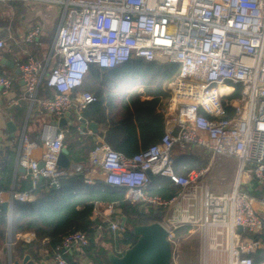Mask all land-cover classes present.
I'll return each instance as SVG.
<instances>
[{"label":"built area","instance_id":"obj_1","mask_svg":"<svg viewBox=\"0 0 264 264\" xmlns=\"http://www.w3.org/2000/svg\"><path fill=\"white\" fill-rule=\"evenodd\" d=\"M51 2L62 6L51 52V59H57L55 67L47 75L44 63L31 56L19 64V71L24 99L31 106L39 103L57 121L43 126L39 159L34 157L38 145L26 133L21 136L17 163L26 169L31 190L11 192L12 200L29 202L41 187L59 189L71 176L58 165L66 139L59 124L67 114L82 123L84 111L96 101L93 93L79 91L92 65L113 69L133 60L177 64L179 73L168 84L161 140L132 157L103 141L90 153L89 162L105 174V184L127 190L128 202L173 211L170 219L160 222L172 246L177 228L201 224L224 239L216 245L227 254L228 264H254L248 254L261 242L243 234L264 230V0ZM42 31L40 26L32 28L25 41L37 42ZM4 47L0 40V50ZM14 83V78L0 75V93L9 94ZM43 83L54 91L52 98L39 99ZM77 130L91 133L88 122ZM188 146L201 147L213 158L237 161L238 175L230 192L216 194L202 186L199 180L207 168L187 176L175 173L173 153ZM159 176L169 177L181 190L177 197L168 200L148 193L152 179ZM253 180L256 190L263 186L260 196L251 193ZM199 196L202 214L196 216L192 211ZM103 217L114 237L121 239L125 227L113 204ZM89 244L85 232L68 233L55 252V264H75L67 253Z\"/></svg>","mask_w":264,"mask_h":264},{"label":"trees","instance_id":"obj_2","mask_svg":"<svg viewBox=\"0 0 264 264\" xmlns=\"http://www.w3.org/2000/svg\"><path fill=\"white\" fill-rule=\"evenodd\" d=\"M178 73L177 64L147 63L142 60H133L113 69L92 65L79 91L93 93L96 101L84 111L83 116L90 122L105 125L106 131L101 135L104 142L122 155L132 157L159 142L165 134L163 109L170 99L167 86ZM42 86L50 97L46 83ZM75 144L83 145L84 152L96 146L90 137L79 138ZM173 157L174 170L181 175L207 165V160L196 153L194 155L193 151L177 148ZM77 160L79 169H72L74 174L64 179L59 189L41 187L36 192V200L14 201L11 220L0 205V245L7 244L9 237L14 242L17 235L32 233L36 239L30 247L39 249L43 247V242L48 241L44 247L55 253L64 236L79 230L85 232L91 242L88 256L92 260L102 257L108 261L110 250L102 247L100 242L109 229L103 218L93 219L97 206L105 209L113 204L123 211L126 217L125 232L119 243L124 247L137 242V237L132 233L134 226L161 220L158 210L141 212L138 204L128 202L126 189L107 185L100 180L86 182L84 172L90 167L82 165L85 159ZM148 193L172 199L177 195V189L169 177L162 176L152 180ZM145 219L150 221L144 222ZM181 230L189 232L191 227L185 226ZM250 238L260 241L263 248L255 249L248 256L254 264H264V230L261 234H252ZM106 241L111 245L114 243L110 238ZM66 258L70 260L68 254Z\"/></svg>","mask_w":264,"mask_h":264},{"label":"crops","instance_id":"obj_3","mask_svg":"<svg viewBox=\"0 0 264 264\" xmlns=\"http://www.w3.org/2000/svg\"><path fill=\"white\" fill-rule=\"evenodd\" d=\"M61 13L62 6L60 4L51 2V0H0V40H3L5 42V47L0 50V75L12 77L15 79L13 89L9 94L4 95L0 93V205L2 207L3 203H9L8 214L10 220L12 218L14 204V201L11 198V192H28L31 190V181L27 175V171L24 172L20 170V167H18L17 163L21 136L23 135V133H26L29 139L38 145V149H36L34 152V157L36 159H39L42 156L43 152V126L48 122L57 121L55 117L46 115L42 111L39 103L31 106V104L24 99L25 87L21 79L19 64L25 63L28 58L32 56L41 60L46 67V74H50L57 61V59H51V52L60 24ZM36 26H40L43 29L39 40L35 43L26 42V34ZM47 90L49 91L50 97L46 95L47 91L43 89V86L41 87L39 92L40 100L52 98L54 96V91L52 89L47 87ZM64 119V122H61L60 120L59 125L66 133L64 148L68 149L69 151L68 158L76 165L79 164L77 160L78 158L85 159L82 162V165L84 167H90L88 171L84 172L86 182L89 181L88 183H93L97 180L104 182L105 174L100 170L94 169L89 162L90 153L93 150L84 152L83 145L75 143L79 138L85 139L86 137H90L93 138L97 146L99 143L104 141L101 135L105 133L106 126L99 124L98 134H94L91 131V133L82 135L77 130L79 126H82V123L75 121L74 117L70 119L68 115ZM86 121L88 122V124L90 123V121ZM10 122H12L13 124L11 130L8 127V123ZM185 150L193 151L194 155L196 153L197 155L202 156L205 160H207L206 166L200 167L193 171H199L207 168L208 172L206 174H208L210 172L211 164L216 163V165L218 166V171H220L219 167H228L229 173H231V175L232 173H234V171H236L238 175V164L234 159L229 158L230 162L225 161V163L223 164L219 163L223 161L221 160V157L213 158L210 153H208L201 147L188 146ZM67 170L71 173V176L72 174H74L72 172V169L67 168ZM191 172H189V174ZM236 179L234 181V184L236 182ZM212 183L214 187L213 192L216 194L230 192L234 186L233 184L230 190L227 189L225 191H222L216 189L217 186L214 181H212ZM250 184H252V186L254 187V191H252L251 193L255 196H260L258 190H256L257 182L253 180ZM204 187H208L211 190V188L207 184ZM244 187L246 189L248 188V186ZM45 188L50 189L48 187ZM176 189L178 195L181 190L177 187ZM36 192L32 194L31 201L29 202L37 199ZM177 195L175 197H177ZM109 206L110 205H108L105 209H100L97 206L94 211L93 219H96L97 217H101L104 219L103 214L109 208ZM114 209L116 211V214L121 218V220H123V217H125L123 211L116 205H114ZM139 209H144V212H147V210L155 208L143 207L139 205ZM158 212L162 219L164 217V211L158 210ZM192 212L196 216H200L202 214V200L200 199V196L195 201V209ZM158 222H161V220ZM185 226H180L179 228H177V234ZM197 227L199 228V230L203 229L204 231H206L207 235L212 241V244H208L206 249V253L208 255V257L206 255L207 264H213L214 262L221 263V256L223 255V252L219 247H217L216 244L223 242L224 239L221 236H217L216 230H214L213 228L209 229L201 224H197ZM175 234L176 233H174V235ZM9 235L11 236V226L9 228ZM249 235L251 236L252 234H246V236ZM123 237L121 239H116L113 233L108 230L103 241L101 240L100 245L119 255V251L129 248V246L124 247L120 245L119 242L123 239ZM109 238L114 240V243L112 245L111 243H108L106 241V239ZM35 239L36 237L32 233L19 234L14 238V242L12 238L9 237L7 244L0 245V264H23L26 256H30L29 264H55V253L52 251L50 252L48 248L44 247V245L48 241L43 242V247L39 249H35L29 246ZM249 239L251 238L249 237ZM98 240L99 238L96 241ZM90 246L91 242L87 247L73 248L70 252L67 253L70 259L69 261L75 264H110L109 261L105 260L102 257L97 260H92L88 256L89 251L84 250L85 248H89ZM257 248H263V244L261 243V245Z\"/></svg>","mask_w":264,"mask_h":264},{"label":"water","instance_id":"obj_4","mask_svg":"<svg viewBox=\"0 0 264 264\" xmlns=\"http://www.w3.org/2000/svg\"><path fill=\"white\" fill-rule=\"evenodd\" d=\"M24 84V83H23ZM70 119L72 115L67 114ZM62 119L61 122H64ZM83 126L87 124V121L82 120ZM13 124L8 123V127L11 130ZM88 128L94 134L99 133V124L90 122ZM69 151L63 148L58 165L64 169H79V166L68 158ZM43 166V162L40 163V167ZM20 170L26 171V169L20 167ZM149 177H153L151 172H148ZM42 180V179H41ZM2 208L5 212H9V203L2 204ZM126 218L123 217L122 226L125 227ZM242 228L239 229V233H242ZM132 233L137 237V242L127 248L123 255H117L115 252L110 251L108 253V261L110 264H172V244L168 238L167 229L160 223L154 222L152 224L137 225L132 229ZM30 256H26L23 264H29ZM19 264V263H16Z\"/></svg>","mask_w":264,"mask_h":264},{"label":"rangeland","instance_id":"obj_5","mask_svg":"<svg viewBox=\"0 0 264 264\" xmlns=\"http://www.w3.org/2000/svg\"><path fill=\"white\" fill-rule=\"evenodd\" d=\"M168 87V86H167ZM223 161L219 163H225L230 162L229 158L227 157H221ZM219 160V159H217ZM60 167V166H59ZM210 172L206 175H204L199 182L205 186L206 184L209 185L211 190H214L212 181L216 184V189L225 191L230 190L234 184V181L236 179L237 173L234 171V173H229L228 167L220 168V171H218V166L216 163L211 164L210 166ZM62 168V167H61ZM236 174V175H235ZM261 189H263V186L258 190L259 195H261ZM142 212H144V209H141ZM172 217V211H164V217L161 219V222ZM150 219H145L144 222H149ZM191 227V230L189 232H185L183 230H180L177 234V230L174 231L176 233L173 237V249H174V259L172 260V264H207L206 262V249L208 244H212V241L210 240L209 236L207 235L206 231L203 229H200L197 227V225L188 224ZM176 226H179L176 223ZM172 228V227H171ZM173 229V228H172ZM243 237H246V234H243ZM248 238L250 237L247 236ZM85 251H89V248H85ZM208 257V255H207ZM205 260V261H204ZM213 264H228V256L226 253L223 252V255L221 256V263L220 262H214Z\"/></svg>","mask_w":264,"mask_h":264}]
</instances>
